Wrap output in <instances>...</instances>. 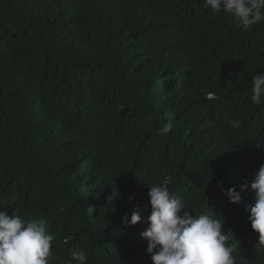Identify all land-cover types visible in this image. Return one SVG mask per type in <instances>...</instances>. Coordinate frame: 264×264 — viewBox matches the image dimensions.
I'll return each instance as SVG.
<instances>
[{
	"label": "trees",
	"instance_id": "16d2710c",
	"mask_svg": "<svg viewBox=\"0 0 264 264\" xmlns=\"http://www.w3.org/2000/svg\"><path fill=\"white\" fill-rule=\"evenodd\" d=\"M259 73L264 22L245 31L205 0H0V210L46 219L49 264H152L140 233L166 184L181 215L223 217L236 264H264L246 211ZM244 184L239 203L221 192Z\"/></svg>",
	"mask_w": 264,
	"mask_h": 264
},
{
	"label": "clouds",
	"instance_id": "9594fccd",
	"mask_svg": "<svg viewBox=\"0 0 264 264\" xmlns=\"http://www.w3.org/2000/svg\"><path fill=\"white\" fill-rule=\"evenodd\" d=\"M205 6L213 17L223 12L238 26L247 31L252 26L264 22V0H205ZM251 101L255 105L264 103V73L251 79ZM173 129L171 121L165 123L159 133L166 135ZM248 188L241 186L238 192L230 187L223 195L230 203L241 201V192ZM255 191L256 202L246 207L247 221L258 238L253 247L255 252L264 255V164L254 174L250 184ZM148 203L150 215L148 227L140 233L146 241V254L152 264H236L234 247L228 243L230 232L223 228V217L200 214L191 216L180 198L170 193L166 184L149 187ZM131 199V198H130ZM141 222L138 210H133L130 218L125 215L121 223L134 226ZM54 236L47 230L44 218L24 220L19 215H9L0 210V264H49ZM88 264L83 251L72 252L67 264Z\"/></svg>",
	"mask_w": 264,
	"mask_h": 264
}]
</instances>
